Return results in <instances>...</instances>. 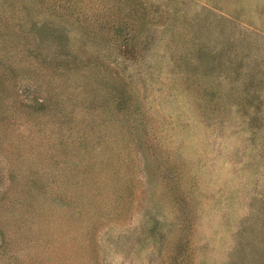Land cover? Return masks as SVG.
Returning a JSON list of instances; mask_svg holds the SVG:
<instances>
[{"label":"rangeland","instance_id":"obj_1","mask_svg":"<svg viewBox=\"0 0 264 264\" xmlns=\"http://www.w3.org/2000/svg\"><path fill=\"white\" fill-rule=\"evenodd\" d=\"M0 264H264V0H0Z\"/></svg>","mask_w":264,"mask_h":264}]
</instances>
